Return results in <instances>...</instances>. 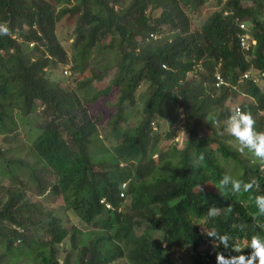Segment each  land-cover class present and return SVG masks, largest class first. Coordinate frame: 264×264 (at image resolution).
<instances>
[{"label": "trees", "instance_id": "1", "mask_svg": "<svg viewBox=\"0 0 264 264\" xmlns=\"http://www.w3.org/2000/svg\"><path fill=\"white\" fill-rule=\"evenodd\" d=\"M206 1L0 0L10 28L0 36V139L25 124L27 150L0 145V264H59L62 245L61 264H217L235 251L213 247L204 227L244 254L252 235L264 237L247 195L214 185L230 173L264 194V163L220 134L235 108L264 131V0H214L192 24ZM240 21L255 40L247 49ZM27 182L48 205L26 195ZM210 206L219 215L208 218Z\"/></svg>", "mask_w": 264, "mask_h": 264}, {"label": "clouds", "instance_id": "2", "mask_svg": "<svg viewBox=\"0 0 264 264\" xmlns=\"http://www.w3.org/2000/svg\"><path fill=\"white\" fill-rule=\"evenodd\" d=\"M245 24L247 25L246 22ZM9 33L10 28L8 25L0 22V36H6ZM261 110L263 111L264 107ZM213 123H216L215 119ZM224 131L235 141L237 151L241 154L247 152L255 158L254 162L259 161L264 163V131L257 130L256 121L250 112L240 108L230 110L224 122ZM204 159V154L200 153L194 157L192 166L199 167L202 165ZM214 185L222 196L227 197L229 193L233 196L247 195V198L252 202L256 210L252 217L253 220L264 217V194L258 192L259 185L255 179L245 180L230 173H225ZM219 210L215 206H210L207 210V217H216L219 215ZM228 210L231 211L230 206ZM195 224L203 225L201 223ZM203 231L212 239L213 247L223 245L225 249L231 247L235 252L240 253L230 256L217 253V264H264V237L252 235L246 246L251 251L249 254H244L242 248L230 245L229 241L231 237L229 235L221 234L215 229H208L206 227L203 228Z\"/></svg>", "mask_w": 264, "mask_h": 264}, {"label": "rangeland", "instance_id": "3", "mask_svg": "<svg viewBox=\"0 0 264 264\" xmlns=\"http://www.w3.org/2000/svg\"><path fill=\"white\" fill-rule=\"evenodd\" d=\"M216 8V5H215V2L214 0H207L206 1V4L203 8V10L201 11V14L200 16H197V17H192L191 18V21H192V24L194 25H198L202 20L203 18L207 15L208 12L212 11L213 9ZM71 29H69L68 31H66V29L62 28V29H58L56 30V34L58 36V38L61 40V43L64 45V46H69L70 45V42H71V37L68 36L70 35V33H67V32H70ZM61 71H63V66H56V68L53 70V74L56 75V76H63V75H59L61 73ZM84 75H87L86 73ZM82 76L78 77V79H80ZM83 78V77H82ZM98 84H95V86H97ZM71 88L74 87V82L73 83H70L69 85ZM260 88H262V85L259 84ZM143 89V87H139V90ZM246 100H248L246 98ZM259 114H262V116H264V110L263 111H260L259 113H257V115ZM181 115L178 116V119H180ZM129 120H131V117H128ZM30 123L33 122V120L31 119L29 121ZM23 127V129H22ZM26 128V125L24 124V126H20L18 125L15 133L13 135H9L8 139H9V142H1V139H0V145L1 147L4 149V150H10L8 152V155H11V156H17L19 154V156L21 158H24L23 154H26L27 153V150L25 149V142L24 141V132L23 130ZM165 128V127H164ZM163 128V129H164ZM100 132V131H99ZM204 133H207L208 134V130H205V129H199V134H204ZM221 135L224 134V135H228L224 129L223 131H221L220 133ZM228 138H226V141L227 143L231 144L232 146H235V141L230 137V136H227ZM175 142H176V147L177 148H180L181 146H183L184 144V141H185V134L183 132H180L178 131L175 135H174V139H173ZM214 147V146H212ZM236 147V146H235ZM164 150L163 146L161 145L160 146V155H163V157H167L168 155H165L164 154ZM21 153V155H20ZM159 155V154H157ZM157 155H153L151 157V159L147 160L146 163H150L152 160H155L157 157ZM26 159V158H25ZM28 160V159H27ZM228 163H230L229 161H227ZM19 172H23V169ZM25 172V171H24ZM26 173V172H25ZM26 190H25V193L26 195H28V197H30L32 200H36V201H39L41 202L42 204H46L48 205V199L44 196H40L39 195V187H35V186H31V184L29 182L26 183ZM54 202V199L52 200ZM60 203V200L57 199V204ZM156 235L159 234V232H156L155 233ZM64 248V245H62V247L59 248V253L57 255V259L59 261V264H61V260L63 259V256H64V253L62 252ZM240 253H237L235 252V255H238ZM180 256V252L177 251L175 253V257H179ZM181 259L183 261H186L187 259H185L183 256L181 257ZM180 261V259H179ZM187 262V261H186ZM185 263V262H184ZM177 264H181V263H177ZM186 264V263H185Z\"/></svg>", "mask_w": 264, "mask_h": 264}, {"label": "built area", "instance_id": "4", "mask_svg": "<svg viewBox=\"0 0 264 264\" xmlns=\"http://www.w3.org/2000/svg\"><path fill=\"white\" fill-rule=\"evenodd\" d=\"M238 27L242 30V33L239 35V43L244 49H247L249 44L250 45L254 44V40L251 38V35L249 33V30L245 22L243 21L238 22ZM217 83H224V82L221 80V78H218Z\"/></svg>", "mask_w": 264, "mask_h": 264}]
</instances>
